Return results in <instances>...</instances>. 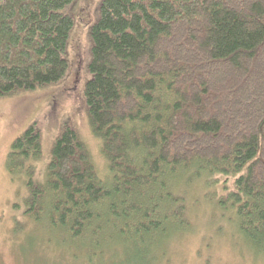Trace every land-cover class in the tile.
<instances>
[{
  "label": "trees",
  "instance_id": "trees-1",
  "mask_svg": "<svg viewBox=\"0 0 264 264\" xmlns=\"http://www.w3.org/2000/svg\"><path fill=\"white\" fill-rule=\"evenodd\" d=\"M77 2L0 0V98L64 80ZM89 37L83 98L108 176L68 125L44 156L32 123L5 161L23 215L87 264L115 249L149 264L188 230L178 191L203 180L264 264V0H102Z\"/></svg>",
  "mask_w": 264,
  "mask_h": 264
},
{
  "label": "rangeland",
  "instance_id": "rangeland-1",
  "mask_svg": "<svg viewBox=\"0 0 264 264\" xmlns=\"http://www.w3.org/2000/svg\"><path fill=\"white\" fill-rule=\"evenodd\" d=\"M101 1L78 0L65 11L72 18L73 32L67 43L69 70L62 82L0 98V264H87L79 249H64L65 243H69L66 236H49L44 225L42 230L23 215L27 192L21 180H13L8 175L5 161L12 142L32 123L41 131L44 156L63 126L68 125L86 145L98 176L102 179L108 176L101 144L91 131L83 98L84 87L90 79L89 30L97 21ZM183 185L178 195L186 199L182 219L188 220V230L164 241L150 261H156L155 264H263L241 243L226 219L222 220L210 187L203 180L188 187ZM216 193L221 194L220 189ZM93 264L147 263L115 249L112 257L108 253L103 259H95Z\"/></svg>",
  "mask_w": 264,
  "mask_h": 264
},
{
  "label": "bare ground",
  "instance_id": "bare-ground-1",
  "mask_svg": "<svg viewBox=\"0 0 264 264\" xmlns=\"http://www.w3.org/2000/svg\"><path fill=\"white\" fill-rule=\"evenodd\" d=\"M72 32H73V31H72ZM72 32H71V33H72ZM71 33H70V34H71ZM16 174H17V173H16ZM17 175H18V174H17ZM19 175H20V174H19ZM13 178H14V177H13ZM22 179H24V178H22ZM111 257H112V256H111Z\"/></svg>",
  "mask_w": 264,
  "mask_h": 264
}]
</instances>
